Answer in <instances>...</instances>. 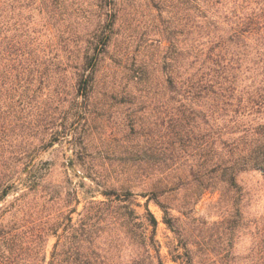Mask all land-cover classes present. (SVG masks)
<instances>
[{
	"label": "rangeland",
	"instance_id": "1",
	"mask_svg": "<svg viewBox=\"0 0 264 264\" xmlns=\"http://www.w3.org/2000/svg\"><path fill=\"white\" fill-rule=\"evenodd\" d=\"M177 1H1L0 51L11 38L18 53L47 60L40 80L20 90L26 98L10 146L35 151L49 171L33 189L0 201V264H50L54 243L72 239L90 241V257L103 264H264L260 172L237 176L241 203L222 187L195 199L192 184L160 196L164 208L148 199L151 184L165 177L157 169L158 123L168 105L161 96V59L168 45L164 28L176 24ZM247 3L258 30L248 35L247 49L234 54L241 65L229 71L243 101L264 88V0ZM225 11L222 3H208L211 20L222 21ZM92 51L99 52L93 87L86 99L76 98L73 66ZM251 104L242 120L264 121V103L258 112ZM41 118L54 123L42 141L33 136ZM171 178L164 180L167 187ZM145 206L156 220L153 233L147 226L156 245L150 255L137 236L140 223H148ZM130 209L138 216L133 232ZM74 256L60 252L53 264H71Z\"/></svg>",
	"mask_w": 264,
	"mask_h": 264
},
{
	"label": "trees",
	"instance_id": "2",
	"mask_svg": "<svg viewBox=\"0 0 264 264\" xmlns=\"http://www.w3.org/2000/svg\"><path fill=\"white\" fill-rule=\"evenodd\" d=\"M209 2L213 7L219 3L226 5L222 21L208 18ZM177 6L176 24L173 28L168 25L164 28L168 45L161 59V71L165 75L161 96L168 105L162 109L158 123L163 132L157 149V169L165 177L151 184L148 199L164 208L160 196L182 184H192L195 199L206 191H220L222 187L226 192L232 191L228 199L241 203L244 192L237 176L258 171L264 179V121L250 124L242 120L248 114V103L257 108L256 112L262 107L264 88L256 93V98L243 101L234 85L235 75L229 71L235 64L241 65L237 63L238 58L233 59L234 54L247 49L248 35L258 30V22L253 17L255 9L248 12L247 0H178ZM98 53L86 52L80 63L73 66L76 98L86 99L93 87ZM27 55L17 52L11 38L6 39L0 51V201L9 193L22 190L20 195H23L25 189H33L49 171L48 162L36 159L35 151L10 146L26 98L20 90L25 84L40 80L47 61L44 56ZM140 73L145 75L143 70ZM45 120H37L33 128L34 138L39 136L40 141L54 126L52 120L46 123ZM168 176L174 179L169 187V181L164 182ZM129 195L125 193L126 198ZM145 210L148 223L146 226L140 223L142 228L137 236L150 255V249H156V245L154 237L148 236L147 226H152L153 233L156 220L147 206ZM126 217L132 232L138 229L135 211L130 209ZM91 246L90 241L72 239L68 244L57 241L49 263L53 264L55 255L64 252L75 255L71 264H103L99 258L90 257L87 250ZM79 251L87 254L79 258ZM156 264H162L161 260L157 259Z\"/></svg>",
	"mask_w": 264,
	"mask_h": 264
}]
</instances>
